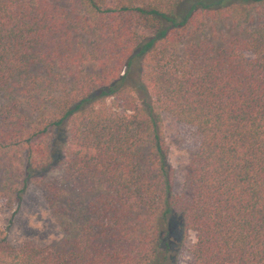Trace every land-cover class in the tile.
Segmentation results:
<instances>
[{
    "label": "trees",
    "instance_id": "1",
    "mask_svg": "<svg viewBox=\"0 0 264 264\" xmlns=\"http://www.w3.org/2000/svg\"><path fill=\"white\" fill-rule=\"evenodd\" d=\"M164 113L200 138L180 195ZM31 185L64 234L0 230V264H177L175 231L264 264V0H0V201Z\"/></svg>",
    "mask_w": 264,
    "mask_h": 264
},
{
    "label": "rangeland",
    "instance_id": "2",
    "mask_svg": "<svg viewBox=\"0 0 264 264\" xmlns=\"http://www.w3.org/2000/svg\"><path fill=\"white\" fill-rule=\"evenodd\" d=\"M221 33L228 35V30L222 26L217 34ZM203 38L215 45L216 50L223 45L220 39L214 38L210 30L203 33L200 39ZM163 130L169 149V161L175 171V193L180 195L186 191V176L192 156L199 147L200 138L194 127L178 122L175 117L167 113L163 114ZM46 177L53 180L58 179L60 175L49 173ZM66 187L71 188L72 183H67ZM88 200L89 197L84 198L83 207ZM0 230L6 233L10 245L16 248L27 243L46 246L62 238L64 234L59 221L49 207L47 191L38 185H31L28 188L19 207L9 205L5 200L0 201ZM194 242V234H191L184 243L180 231L172 234L170 248L172 251H179L177 264H193L191 247Z\"/></svg>",
    "mask_w": 264,
    "mask_h": 264
}]
</instances>
